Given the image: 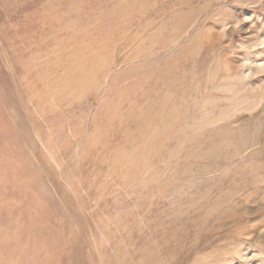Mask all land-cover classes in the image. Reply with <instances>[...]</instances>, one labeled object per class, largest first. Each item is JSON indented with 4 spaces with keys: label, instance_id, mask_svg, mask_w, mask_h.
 I'll return each instance as SVG.
<instances>
[{
    "label": "rangeland",
    "instance_id": "rangeland-1",
    "mask_svg": "<svg viewBox=\"0 0 264 264\" xmlns=\"http://www.w3.org/2000/svg\"><path fill=\"white\" fill-rule=\"evenodd\" d=\"M0 264H264V0H0Z\"/></svg>",
    "mask_w": 264,
    "mask_h": 264
}]
</instances>
